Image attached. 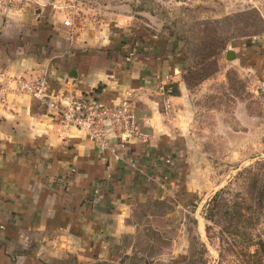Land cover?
Instances as JSON below:
<instances>
[{
    "label": "crops",
    "instance_id": "1",
    "mask_svg": "<svg viewBox=\"0 0 264 264\" xmlns=\"http://www.w3.org/2000/svg\"><path fill=\"white\" fill-rule=\"evenodd\" d=\"M63 3L0 0V264H51L68 253L113 257L121 231L132 230L137 203H185L191 191L188 88L179 81V94L169 98L157 90L179 80L177 50L174 64L163 45L130 29L102 36L93 24L65 25ZM239 48L264 85V41ZM41 76L45 100L93 96L113 104L132 89L149 141H113L112 151L79 133L63 134L42 100L15 89L17 79Z\"/></svg>",
    "mask_w": 264,
    "mask_h": 264
},
{
    "label": "rangeland",
    "instance_id": "2",
    "mask_svg": "<svg viewBox=\"0 0 264 264\" xmlns=\"http://www.w3.org/2000/svg\"><path fill=\"white\" fill-rule=\"evenodd\" d=\"M63 8L75 27L93 24L102 36L124 28L144 35L152 45H163L174 64L177 50L180 78L169 79L163 95L179 94V81L189 91L191 191L185 203L166 198L137 203L128 219L132 230L119 234L115 256L78 260L68 253L50 263L237 264L234 252L224 249L228 235H219L220 213L211 221L203 216L217 192L226 188L232 205L248 196L245 175L264 174V85L238 53L243 42L264 41V0H64ZM229 51L239 59L227 57ZM259 218L256 240L264 239V206ZM232 239L230 234L226 241ZM249 248L251 264H264L256 244Z\"/></svg>",
    "mask_w": 264,
    "mask_h": 264
},
{
    "label": "built area",
    "instance_id": "3",
    "mask_svg": "<svg viewBox=\"0 0 264 264\" xmlns=\"http://www.w3.org/2000/svg\"><path fill=\"white\" fill-rule=\"evenodd\" d=\"M11 1V0H10ZM72 26V19L64 20ZM15 89L32 95L44 102L57 119L63 134L76 132L96 143L101 149H110L111 142L124 139L149 141L144 124L139 121L136 110V95L132 89H126L118 102L104 104L93 96H55L45 100L47 82L44 76L32 79L16 80ZM166 83H160L157 90L163 94ZM5 96L0 86V102Z\"/></svg>",
    "mask_w": 264,
    "mask_h": 264
},
{
    "label": "trees",
    "instance_id": "4",
    "mask_svg": "<svg viewBox=\"0 0 264 264\" xmlns=\"http://www.w3.org/2000/svg\"><path fill=\"white\" fill-rule=\"evenodd\" d=\"M138 119L141 121L139 117ZM243 178L248 188V196L240 197L238 202L231 205V202L224 196L227 191L224 188L212 197L203 217L205 220L211 221L220 213L224 223L220 224L219 235L223 238L224 234L228 236L233 234L232 241H226L228 236L224 239V249L234 252L238 260L237 264H251L253 261V255L249 248L251 244H256L261 257L264 258V239L253 238V230L259 222V216L264 206V174L255 173L251 178L249 175H245ZM222 208L224 209L221 211ZM205 233L211 239L208 224L205 225ZM234 235L239 236L238 239H235Z\"/></svg>",
    "mask_w": 264,
    "mask_h": 264
},
{
    "label": "water",
    "instance_id": "5",
    "mask_svg": "<svg viewBox=\"0 0 264 264\" xmlns=\"http://www.w3.org/2000/svg\"><path fill=\"white\" fill-rule=\"evenodd\" d=\"M227 57H229V58L231 57V56H229V52H227Z\"/></svg>",
    "mask_w": 264,
    "mask_h": 264
}]
</instances>
